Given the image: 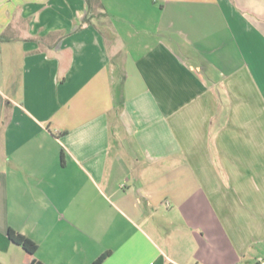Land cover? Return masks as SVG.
I'll return each mask as SVG.
<instances>
[{"label": "crops", "instance_id": "obj_1", "mask_svg": "<svg viewBox=\"0 0 264 264\" xmlns=\"http://www.w3.org/2000/svg\"><path fill=\"white\" fill-rule=\"evenodd\" d=\"M263 252L264 0H0V264Z\"/></svg>", "mask_w": 264, "mask_h": 264}, {"label": "trees", "instance_id": "obj_2", "mask_svg": "<svg viewBox=\"0 0 264 264\" xmlns=\"http://www.w3.org/2000/svg\"><path fill=\"white\" fill-rule=\"evenodd\" d=\"M9 237L14 243L22 246L26 251H28L30 253H34L38 248V245L36 242L32 241L30 238L26 237L25 235L13 230V229L9 230ZM32 264H43V263L37 261V262H34Z\"/></svg>", "mask_w": 264, "mask_h": 264}, {"label": "built area", "instance_id": "obj_3", "mask_svg": "<svg viewBox=\"0 0 264 264\" xmlns=\"http://www.w3.org/2000/svg\"><path fill=\"white\" fill-rule=\"evenodd\" d=\"M259 261H260L261 263H263V262H264V256L261 257V258L259 259Z\"/></svg>", "mask_w": 264, "mask_h": 264}, {"label": "rangeland", "instance_id": "obj_4", "mask_svg": "<svg viewBox=\"0 0 264 264\" xmlns=\"http://www.w3.org/2000/svg\"><path fill=\"white\" fill-rule=\"evenodd\" d=\"M263 254H264V252H263ZM264 256V255H263Z\"/></svg>", "mask_w": 264, "mask_h": 264}]
</instances>
